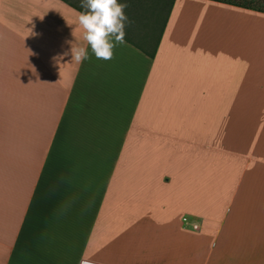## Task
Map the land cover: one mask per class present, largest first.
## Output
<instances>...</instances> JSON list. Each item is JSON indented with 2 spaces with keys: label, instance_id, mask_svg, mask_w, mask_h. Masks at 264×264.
Instances as JSON below:
<instances>
[{
  "label": "crops",
  "instance_id": "0c3cea01",
  "mask_svg": "<svg viewBox=\"0 0 264 264\" xmlns=\"http://www.w3.org/2000/svg\"><path fill=\"white\" fill-rule=\"evenodd\" d=\"M255 2L174 0L103 60L67 0H0V264H264Z\"/></svg>",
  "mask_w": 264,
  "mask_h": 264
},
{
  "label": "clouds",
  "instance_id": "9594fccd",
  "mask_svg": "<svg viewBox=\"0 0 264 264\" xmlns=\"http://www.w3.org/2000/svg\"><path fill=\"white\" fill-rule=\"evenodd\" d=\"M82 7L87 9L79 15L84 40L97 59H112L116 45L125 42V23L128 17L124 9L127 5L118 3V0H82ZM70 51L73 61L77 63L89 59L87 47L72 46Z\"/></svg>",
  "mask_w": 264,
  "mask_h": 264
},
{
  "label": "trees",
  "instance_id": "16d2710c",
  "mask_svg": "<svg viewBox=\"0 0 264 264\" xmlns=\"http://www.w3.org/2000/svg\"><path fill=\"white\" fill-rule=\"evenodd\" d=\"M73 6L82 7V0H67ZM174 0H118L126 4L124 9L128 20L125 23L124 39L149 57L155 55L163 28ZM136 17H139L135 21Z\"/></svg>",
  "mask_w": 264,
  "mask_h": 264
},
{
  "label": "rangeland",
  "instance_id": "374dc122",
  "mask_svg": "<svg viewBox=\"0 0 264 264\" xmlns=\"http://www.w3.org/2000/svg\"><path fill=\"white\" fill-rule=\"evenodd\" d=\"M255 3H257V2H255ZM257 4H259V5L264 7V0H258ZM137 19H139V17H136L135 21H137Z\"/></svg>",
  "mask_w": 264,
  "mask_h": 264
}]
</instances>
